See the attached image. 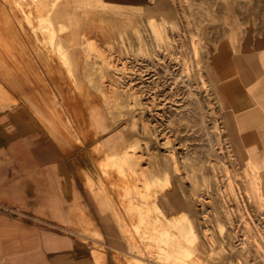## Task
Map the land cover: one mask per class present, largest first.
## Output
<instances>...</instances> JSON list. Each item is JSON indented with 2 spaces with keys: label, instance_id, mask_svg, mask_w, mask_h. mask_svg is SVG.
Wrapping results in <instances>:
<instances>
[{
  "label": "rangeland",
  "instance_id": "374dc122",
  "mask_svg": "<svg viewBox=\"0 0 264 264\" xmlns=\"http://www.w3.org/2000/svg\"><path fill=\"white\" fill-rule=\"evenodd\" d=\"M37 54L126 135L83 180L131 264H264V0H0V87Z\"/></svg>",
  "mask_w": 264,
  "mask_h": 264
},
{
  "label": "crops",
  "instance_id": "0c3cea01",
  "mask_svg": "<svg viewBox=\"0 0 264 264\" xmlns=\"http://www.w3.org/2000/svg\"><path fill=\"white\" fill-rule=\"evenodd\" d=\"M49 57L1 79L0 264H131L125 236L110 229L108 240L83 180L98 150L120 155L126 135L67 87ZM235 109L243 141L264 147L263 126Z\"/></svg>",
  "mask_w": 264,
  "mask_h": 264
},
{
  "label": "bare ground",
  "instance_id": "6f19581e",
  "mask_svg": "<svg viewBox=\"0 0 264 264\" xmlns=\"http://www.w3.org/2000/svg\"><path fill=\"white\" fill-rule=\"evenodd\" d=\"M7 36V35H6ZM17 37V36H16ZM27 64V63H26ZM29 64V63H28ZM25 71V70H24ZM60 95V94H59ZM54 102V101H53ZM62 103V102H61ZM73 116V115H72ZM77 116V115H76ZM70 128V127H69ZM80 132V131H79ZM90 138V137H89ZM83 145V144H82ZM109 180V179H108Z\"/></svg>",
  "mask_w": 264,
  "mask_h": 264
}]
</instances>
